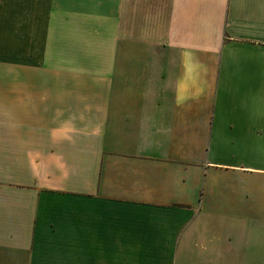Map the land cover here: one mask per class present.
Instances as JSON below:
<instances>
[{"label": "crops", "instance_id": "1", "mask_svg": "<svg viewBox=\"0 0 264 264\" xmlns=\"http://www.w3.org/2000/svg\"><path fill=\"white\" fill-rule=\"evenodd\" d=\"M0 264H264V0H0Z\"/></svg>", "mask_w": 264, "mask_h": 264}]
</instances>
